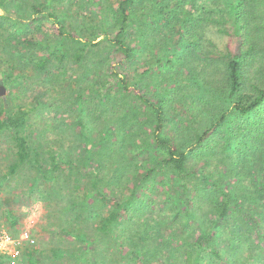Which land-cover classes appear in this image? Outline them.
<instances>
[{
  "label": "trees",
  "instance_id": "obj_1",
  "mask_svg": "<svg viewBox=\"0 0 264 264\" xmlns=\"http://www.w3.org/2000/svg\"><path fill=\"white\" fill-rule=\"evenodd\" d=\"M54 1L37 0L33 5L37 14L32 19L37 23L48 21L58 34L57 40H27V43L49 48L47 54L36 61L40 68H45L53 59L72 58L78 64L83 63L86 58L99 57L97 50L105 46L116 50L108 71L98 73L100 69L94 60L95 70L91 64L86 67L93 70L95 82L92 90L110 118L105 126H101L98 116L89 110L86 118L80 116L77 123L80 134L90 146L86 149L88 157L84 165L89 168V175H93V190H87L85 198H91L94 190L102 191L101 180L110 183L128 174V181L130 173L140 178L139 165H135L127 153H122V148L126 146L127 138L133 143L142 139L145 148L156 147L162 152L158 163L146 169L145 176L161 171L168 178L172 174L179 185L180 193L173 194L171 201L177 198L180 204L183 203L185 212L177 205L176 221L191 228L189 219L194 214L198 216V209L206 203L207 219L199 218L198 233L193 235V240L173 241L177 251H181L183 259L180 264H220L215 259L224 261L225 256L229 257L222 249L226 232L241 264H256L258 256H264V250L254 247V234L264 240V22L258 21L260 28L250 16L264 19V0H231L230 18L220 10L218 0H209L208 4L197 0H115L116 6L112 5L110 11L105 10L106 0H88L96 7V14L99 11V16L92 19L91 28H88L91 33L85 40L69 29L68 23L52 9ZM5 5L6 0H0V7ZM226 36L227 41L221 44L218 38ZM66 41L71 43L65 44ZM71 46L73 52L69 49ZM147 47L150 53L157 49V66L148 67L147 62L142 69L130 70L127 64L138 51ZM105 62L106 59H101L102 64ZM158 68L166 73L161 76ZM185 75L206 91V94L200 93L209 97L206 102L199 100L195 105L191 97L179 93L178 87L186 89V86L179 85ZM85 76L78 78L80 108L86 90ZM17 77L15 81L19 79ZM0 82L6 80L0 79ZM176 104L182 116L179 121L175 120L171 132H168L167 121ZM29 114V110L22 107L11 109L5 101L0 106V135L5 131L11 134L17 154V160L0 176V185L23 164L32 161L27 136L23 133ZM142 116L146 118L145 131L139 130L141 126L136 129ZM83 119L87 122L84 123ZM93 123L95 128L91 127ZM138 131L144 138L137 135ZM94 136L104 143L96 153L105 179L94 174L95 167L91 163ZM114 137L120 139L117 149L119 168L110 173L108 162L116 161L112 155L116 149V142L112 141ZM209 138L225 141L228 155L224 161L228 166L225 171L228 178L219 177L214 181L204 176L203 171L195 172L188 164L189 157L197 150H203ZM50 159L51 171L68 165L75 167L72 160L60 158L53 151ZM46 176L50 177L51 173ZM205 179L212 184L201 186ZM133 195L122 194L114 198L112 209L100 220L102 232L111 230L132 209ZM144 202L145 199L134 207L135 218L140 217L135 211L145 209ZM241 206L243 209L238 208ZM222 223H225L226 230L219 234L217 230ZM154 232V237L160 236L158 240H162L161 227L157 226ZM162 241L168 242L166 238ZM145 246L131 243V254L142 255L149 250L148 246L144 249ZM246 252L252 255L248 256ZM89 253L90 247L83 252L86 257ZM159 255L161 249H154L152 256L142 259V263L160 264ZM126 258L130 260L129 254ZM26 259L31 264H38L40 260L32 249L26 250ZM165 262L166 259L161 263Z\"/></svg>",
  "mask_w": 264,
  "mask_h": 264
},
{
  "label": "rangeland",
  "instance_id": "obj_2",
  "mask_svg": "<svg viewBox=\"0 0 264 264\" xmlns=\"http://www.w3.org/2000/svg\"><path fill=\"white\" fill-rule=\"evenodd\" d=\"M197 1L204 4L209 2V0ZM230 1L218 0L220 10L228 18L232 16L229 9ZM34 2L37 0H6V5L0 7V79L6 80L4 83L6 93L0 95V106L6 97L11 109L22 107L29 110L30 114L23 133L27 136L32 159L0 185V225L15 233L25 229L30 230L33 241L26 246V250L36 251L40 259L38 264H143L142 259L150 258L154 249H161L160 264L164 259L167 261L165 264H180L183 259L181 251H177L173 241L183 243L184 240L187 242L193 240V235L198 233L199 218L207 219L205 216L207 211L204 210L206 203L198 209V216L194 214L189 219L191 228L176 221L174 212L177 210V205H180L182 212L185 210L183 203L180 204L177 198L174 202L171 201L173 194L180 193L179 185L172 174L168 178L167 174L159 171L145 176L146 169L154 166L155 162L158 163L162 152L156 147L145 148L142 139L133 143L129 138L126 146L122 148L124 149L122 153H127L133 158V163L139 165L137 168L142 173L140 178L137 179L130 173L128 181V174L110 183L101 180L99 186L102 191L94 190L91 198L88 200L85 198V192L93 190L91 189L93 175H89V168L84 165L88 157L86 149L90 146L80 134V126L77 123L80 116L86 118L90 110L98 116L101 126L107 124L110 116L105 113L106 110L92 90L95 82L93 77L95 64L92 61L94 60L100 69L98 73L108 71L110 60L116 50L105 46L97 50L100 53L99 57L86 58L83 63L78 64L72 61V58L53 59L45 68H40L36 61L43 54H47L49 48L27 43V40L41 38L46 41L57 40L58 34L54 32L48 21L37 23L32 19L37 14L33 10ZM106 3L108 4L105 7L106 11L112 10V5L116 6L115 0H106ZM51 7L68 23L69 29L84 40L91 33L88 28H91L92 19L99 16V11L96 14V7L88 0H55ZM250 20L257 22L260 28L262 26L258 21L264 22V19L256 15H251ZM138 25L139 22L136 23V28ZM100 38L102 36L97 40ZM218 41L224 44L227 36L219 37ZM69 43L71 42H65V44ZM69 49L73 52L72 46ZM138 49L140 50L141 46L138 45ZM158 54L157 49L150 53L147 47L143 51H138L127 66L132 71L146 67L147 62L148 67L157 66ZM103 58L106 59L104 64L101 63ZM89 64L93 66L92 71L86 69ZM158 72L161 76L166 73L159 68ZM83 75H86L84 79L87 83L81 97L83 105L80 108L78 96L81 93V86L78 78ZM16 76H19L17 81H15ZM179 85L186 86V89L178 87L179 93L191 97L190 100L195 105L199 100L204 103L209 98L200 95V93L206 94V91L187 75L179 81ZM171 114L167 121L168 132H171L175 120L179 121L182 116L178 104L174 105ZM143 116L136 129L141 126L139 130L145 131L147 125ZM83 122L86 123L87 119H83ZM91 127L95 128L94 123ZM93 133L96 134V130ZM137 135L144 138L140 131ZM94 138L92 145L95 147L92 148L91 163L95 167L94 174H99L103 178L96 152L104 143L98 140V136ZM112 141L116 142V149L112 152L116 161L108 162L110 173H114L119 168L117 149L120 146V139L114 137ZM225 145V141L218 142L216 138H209L203 150H197V153L189 157L188 164L193 166L192 170L195 172L203 171L204 176H209L214 181L219 180V177L228 178V174L225 173L228 168L224 161L228 155ZM51 151L59 154L60 158L72 160L75 167L68 165L51 171ZM211 154L214 155L209 156ZM16 160L15 142L11 134L5 131L0 135V176L7 172L9 165ZM39 164L42 165L41 171ZM48 172L51 173L50 177L46 176ZM163 179L169 180L165 182L162 181ZM209 184L211 185L212 182L205 179L201 186ZM132 193L135 200L132 209L125 213L111 230L102 232L99 228L100 220L112 209L114 198L122 194L129 196ZM101 196L104 198L101 199ZM203 198L205 199V196ZM144 199L145 209L135 211L134 214L140 216L135 218L134 207ZM242 207L238 208L243 209ZM157 226L161 227V238L162 240L166 238L167 243L158 240L160 236L157 239L154 237ZM224 230L226 226L222 223L217 232L221 234ZM224 234L222 249L229 257L225 256L224 261L215 259V262L241 264L240 256L234 253L227 232ZM254 237V247L264 250V240H260L256 234ZM131 243L144 244L146 245L144 249L148 246L149 250L142 255L131 254ZM88 247L90 253L86 257L83 252ZM126 254L130 256L129 261ZM245 254L252 255L247 252ZM256 261V264H264V256H258ZM20 264L31 263L25 256Z\"/></svg>",
  "mask_w": 264,
  "mask_h": 264
},
{
  "label": "built area",
  "instance_id": "obj_3",
  "mask_svg": "<svg viewBox=\"0 0 264 264\" xmlns=\"http://www.w3.org/2000/svg\"><path fill=\"white\" fill-rule=\"evenodd\" d=\"M32 241L29 229L15 233L0 225L1 264H20L26 256V246Z\"/></svg>",
  "mask_w": 264,
  "mask_h": 264
},
{
  "label": "water",
  "instance_id": "obj_4",
  "mask_svg": "<svg viewBox=\"0 0 264 264\" xmlns=\"http://www.w3.org/2000/svg\"><path fill=\"white\" fill-rule=\"evenodd\" d=\"M5 93H6V86H5L4 83L0 82V95L3 96V95H5ZM4 101H5V104L7 106V99H6V97H4Z\"/></svg>",
  "mask_w": 264,
  "mask_h": 264
}]
</instances>
